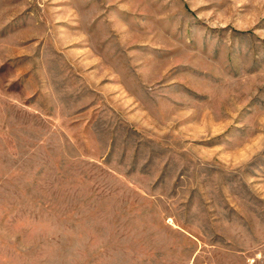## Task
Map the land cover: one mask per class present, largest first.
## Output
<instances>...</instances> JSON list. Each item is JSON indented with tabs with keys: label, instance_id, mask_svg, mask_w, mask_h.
Masks as SVG:
<instances>
[{
	"label": "rangeland",
	"instance_id": "obj_1",
	"mask_svg": "<svg viewBox=\"0 0 264 264\" xmlns=\"http://www.w3.org/2000/svg\"><path fill=\"white\" fill-rule=\"evenodd\" d=\"M0 264H264V0H0Z\"/></svg>",
	"mask_w": 264,
	"mask_h": 264
}]
</instances>
